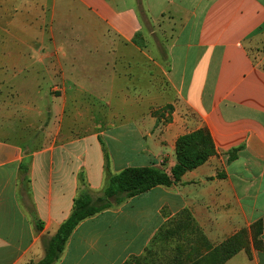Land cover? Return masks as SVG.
Here are the masks:
<instances>
[{
  "label": "crops",
  "instance_id": "obj_1",
  "mask_svg": "<svg viewBox=\"0 0 264 264\" xmlns=\"http://www.w3.org/2000/svg\"><path fill=\"white\" fill-rule=\"evenodd\" d=\"M262 39L264 0H0V264L39 261L122 169L169 173L197 130L204 164L80 222L55 264H124L184 211L212 247L247 232L223 264H264ZM4 94L38 129L10 128Z\"/></svg>",
  "mask_w": 264,
  "mask_h": 264
},
{
  "label": "trees",
  "instance_id": "obj_2",
  "mask_svg": "<svg viewBox=\"0 0 264 264\" xmlns=\"http://www.w3.org/2000/svg\"><path fill=\"white\" fill-rule=\"evenodd\" d=\"M214 152L215 149L209 133L206 130H197L177 139L175 164L169 173L155 167H126L109 176L106 186L97 196L92 197L87 192H82L73 200L72 210L68 218L48 241L43 257L37 262H29L28 264H55L72 231L80 222L104 210L114 208L125 200L143 194L157 186L169 187L178 183L184 173L204 164ZM232 157L231 155L229 158ZM259 232L258 225L252 227L255 243ZM244 235L246 239L244 246H246L248 244L246 231ZM244 246L236 241H231L229 238L228 241L215 249L214 253H211L210 259H215L213 264H223ZM146 252H148L147 249ZM143 259L142 256L131 257L124 264H146Z\"/></svg>",
  "mask_w": 264,
  "mask_h": 264
},
{
  "label": "rangeland",
  "instance_id": "obj_3",
  "mask_svg": "<svg viewBox=\"0 0 264 264\" xmlns=\"http://www.w3.org/2000/svg\"><path fill=\"white\" fill-rule=\"evenodd\" d=\"M3 0H1L2 2ZM145 27L149 26L145 23ZM253 56L258 58V62L264 68V39L257 43L256 47L251 49ZM18 94H4L3 103L7 111L12 113L10 118V128L16 131H35L38 129L36 123L38 122L35 112H29V115H22L19 113L21 102ZM48 95H45V102H47ZM31 99V95H27ZM12 129V130H14ZM29 147L33 148L36 141H31ZM187 213V215H186ZM180 212L177 216L170 219L160 229V233L155 235L147 248L148 252L144 253L146 264H213L210 259L211 253H214L222 243L228 241L226 239L220 245L212 247L207 241L206 237L199 230V226L193 220L190 212ZM184 214V215H183ZM245 231L241 230L236 235L231 237V241L237 242L241 246L245 245L246 239ZM47 243H44V248ZM132 264V263H130Z\"/></svg>",
  "mask_w": 264,
  "mask_h": 264
}]
</instances>
